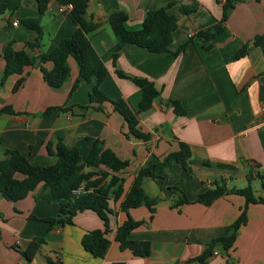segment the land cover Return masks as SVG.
<instances>
[{"label": "crops", "instance_id": "1", "mask_svg": "<svg viewBox=\"0 0 264 264\" xmlns=\"http://www.w3.org/2000/svg\"><path fill=\"white\" fill-rule=\"evenodd\" d=\"M169 3H175L170 13L178 17L169 52L156 54L128 44L114 60L118 38L108 17L125 11L127 29L138 30L149 11ZM0 5L6 6L0 14V109L11 106L18 113L0 114V161L7 151L15 150L33 165H54L59 139L68 147L77 148L85 161L92 141L100 139L106 148L130 163L121 174L125 179L122 195L116 199L111 194L109 201L107 238L111 245L103 259L93 257L82 246L87 232L103 227L100 217L93 211H84L75 216L73 224L50 225L43 220L57 217L58 207L37 201V189L17 202L0 197V264H199L196 259L214 239L226 234L245 205L243 197L231 194L205 206L196 202L200 194L214 188L215 183L224 184L229 190L242 189L238 185L247 186L249 179L253 188L257 183L262 187L259 176H264V0H241L229 9L221 33L210 42L201 40L197 33L222 19L223 0H89L87 15L101 24L89 34V39L108 71L102 91L111 100L124 99L138 109L142 91L129 79L119 77L118 71L130 78H149L161 90L152 107L139 115L142 129L151 134L148 141L130 134L125 119L109 103L103 111L79 108L89 106L92 84L82 81L67 103L79 75L73 59L69 60L71 77L60 89L45 82L39 66H28L22 76L11 75L2 84L3 49L8 42L16 50L38 57L70 38L76 25L68 13L59 11L57 0L51 1L42 16L37 0H0ZM183 7L191 13L183 14ZM37 19L40 34L27 26L28 21ZM14 21L19 22L17 27ZM190 38L193 42L187 50L175 56ZM36 41L39 47H27L28 42ZM243 48L245 55L234 59ZM43 66L52 69L51 63ZM22 77L24 81L14 90ZM171 100L181 102L186 114H176L169 104ZM65 105L73 109L41 115L50 107ZM48 143L53 144V155L47 150ZM179 143L191 149L195 162L192 171L186 172L175 163L164 178L148 179L144 190L149 198L157 199L155 213L152 215L145 206L129 212L133 220L145 222L129 238L151 243L149 257H136L130 250H121L116 241L119 227L128 219L122 212V203L141 168L178 151ZM93 170L85 168L83 172ZM172 187L181 190L187 203L176 205L179 196ZM35 238H42L45 243L28 261L23 252ZM207 264H264V205L247 208V224L240 229L234 247L225 253L217 246Z\"/></svg>", "mask_w": 264, "mask_h": 264}, {"label": "trees", "instance_id": "2", "mask_svg": "<svg viewBox=\"0 0 264 264\" xmlns=\"http://www.w3.org/2000/svg\"><path fill=\"white\" fill-rule=\"evenodd\" d=\"M52 0H37L39 3V14L42 16L47 10ZM61 6H71L68 13L71 21L76 25V29L70 38L62 40L50 53L41 54L33 57L26 51H18L14 48L12 42H8L3 49V59L5 68L1 78L3 84L11 75H23L28 66H39L45 82L54 89L62 88L71 77V68L69 60L73 59L78 67L79 75L73 83L67 103L78 89L79 84L85 81L92 84L89 93V106L79 108L83 110L95 109L103 111L104 106L109 103L114 111L119 113L126 121L129 133L135 138L148 141L151 134L145 133L142 129L139 115L148 111L153 102L161 95L155 83L149 78L127 77L122 72H117L121 78L129 79L135 86L142 91V99L138 109L132 106L124 99L118 101L111 100L102 91V84L108 74V71L102 60L91 45L89 34L96 32L100 27V22H95L92 16H88L89 0H57ZM224 13L222 19L213 27L202 30L197 33L204 42L212 41L222 31V24L227 20V11L232 9L241 0H223ZM175 3H169L166 6L149 11L143 21L142 27L138 30L127 29L128 15L125 11H119L108 17V23L118 38V42L113 52V59L116 60L120 51L125 45L131 44L145 49L151 53H168L169 47L173 43V34L178 27V17L170 13V9ZM6 9L5 5H0V14ZM183 14H190L191 10L186 7L182 9ZM27 26L41 33L39 19L27 22ZM193 42L190 38L183 44L179 50L174 53L179 56L184 53L188 46ZM39 42L27 43V47L34 49L39 47ZM210 46H207V49ZM246 48L238 52L234 59L243 57ZM51 63L52 69L47 70L43 64ZM24 81V78L18 80L14 90H16ZM170 106L178 115H185L186 111L181 102L171 100ZM73 106L50 107L41 115L48 116L54 112L71 111ZM0 114L18 115L11 106H4L0 109ZM178 151L169 153L162 160L142 167L135 178L133 185L122 203V212L126 213L128 219L119 227L116 241L121 250H130L134 256L147 258L151 254V243L147 241H134L129 235L145 224L144 221H135L129 215L131 209L145 206L151 214L155 213L157 199H151L145 194L144 184L148 179H162L169 173L173 164H178L186 172L192 171L195 162L192 160L191 149L187 144L179 143ZM53 144L48 143L47 150L53 155ZM58 158L54 165L38 166L33 165L30 160L19 151L9 150L6 156L0 161V197L17 202L26 198L31 192L40 189L37 201L53 203L58 207V215L55 218L45 219L43 221L53 225L60 223L62 225L73 224V219L78 213L84 211H93L101 219L103 227L98 230L87 232L82 239V246L85 251L93 257L103 259L111 245L107 235L110 229L109 201L111 194L117 199L123 193V183L125 179L121 177L127 171L130 163L121 160L112 150L106 148L103 140L95 139L92 141L91 150L85 161L82 160L77 148L68 147L62 139L56 143V154ZM85 168H92L93 171L84 173ZM73 178H75L73 180ZM262 181L261 194L256 192L248 180L246 187L242 189H228L226 185L215 183L214 188H210L200 194L197 203L210 206L217 199L231 194L240 195L245 199V205L241 209L239 217L234 223L226 229V234L214 239L206 251L196 260L199 264H207V260L214 254L217 246L227 253L235 245L239 231L247 224V208L250 205H264V176L260 175ZM73 180V181H72ZM72 181L70 185L68 182ZM175 193L179 190L171 188ZM179 201L176 205L187 203L181 192L176 193ZM32 219L34 216H31ZM152 218V217H151ZM45 240L35 238L32 240L23 255L28 261H31L34 255L39 251ZM53 264V263H51ZM61 264V263H55ZM113 264H126L125 262H115Z\"/></svg>", "mask_w": 264, "mask_h": 264}, {"label": "built area", "instance_id": "3", "mask_svg": "<svg viewBox=\"0 0 264 264\" xmlns=\"http://www.w3.org/2000/svg\"><path fill=\"white\" fill-rule=\"evenodd\" d=\"M71 9H72L71 6H65V7H64V6H61L60 9H59V11H60L61 13H69ZM13 25H14L15 27H17V26L19 25V22H18V21H14V22H13ZM263 114H264V109H263ZM263 126H264V121H263Z\"/></svg>", "mask_w": 264, "mask_h": 264}, {"label": "rangeland", "instance_id": "4", "mask_svg": "<svg viewBox=\"0 0 264 264\" xmlns=\"http://www.w3.org/2000/svg\"><path fill=\"white\" fill-rule=\"evenodd\" d=\"M76 64V63H75ZM260 181V180H259ZM234 185L232 184L231 185V188L233 187ZM246 186V184H240V185H238V187L239 188H244ZM254 186V185H253ZM175 188H177L178 190H179V192H181V190L178 188V187H175ZM255 192H261V187H259V185H258V183L255 185ZM179 192H176V193H179Z\"/></svg>", "mask_w": 264, "mask_h": 264}]
</instances>
